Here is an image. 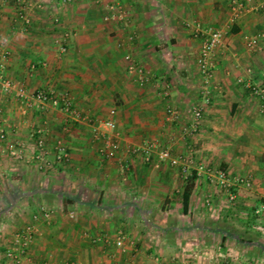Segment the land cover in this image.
Returning <instances> with one entry per match:
<instances>
[{"label":"crops","instance_id":"1","mask_svg":"<svg viewBox=\"0 0 264 264\" xmlns=\"http://www.w3.org/2000/svg\"><path fill=\"white\" fill-rule=\"evenodd\" d=\"M20 1L32 6L27 27L17 19ZM230 1L122 0L126 19L104 22L105 0H0V30L10 38L0 76L13 84L0 101V264H15L4 254L25 229L35 235L20 264H264V112L238 83L264 86V42L254 51L246 41L264 29L255 8L264 0H238L246 9L235 19ZM208 29L224 33L214 72L219 90L203 105L198 133L185 136L201 104L197 60ZM126 56L147 81L129 75ZM39 91L68 95L93 119L115 109L120 151L105 159L88 125L53 107L28 108ZM39 129L47 165L8 155L11 144L33 146ZM57 141L67 149L65 165L55 161ZM147 146L149 161L132 152ZM162 150L187 159L196 175L186 213L187 180L181 166L159 159ZM200 165L250 177L252 189L233 188L232 206ZM237 224L261 246L235 241ZM118 231L123 249L114 245Z\"/></svg>","mask_w":264,"mask_h":264},{"label":"built area","instance_id":"2","mask_svg":"<svg viewBox=\"0 0 264 264\" xmlns=\"http://www.w3.org/2000/svg\"><path fill=\"white\" fill-rule=\"evenodd\" d=\"M75 0H61L62 5H67ZM20 7L18 10L17 19L24 26L30 25V19L27 11L32 8L31 5L20 1ZM39 7V6H37ZM104 7L107 10L106 15L103 17L104 22H121L126 19L127 12L123 7L122 0H105ZM264 23V4H260L255 7ZM246 9L245 5L238 0L230 1V16L231 19L238 18ZM22 31H26V28ZM224 33L219 29H208L204 33V40L202 42L199 57L197 60L199 76L202 82V92L200 95L201 104L196 105L191 110L192 121L188 128L184 129L185 136H194L198 133L200 123L203 117V105L207 106L213 99L214 95L218 93V85L215 82V67H216V56L218 51L223 47ZM10 41L9 36L4 35L0 30V72L4 71L6 62L9 57L8 51L5 47ZM247 46L250 50L260 49L259 44L264 42V29L263 31L254 37L246 39ZM62 52H65V48H61ZM127 63V72L131 76L137 77L140 82H145L149 79V75L140 67H138L130 56L125 57ZM238 83L244 87L253 97L260 101L261 111L264 112V86L252 85L249 82L238 80ZM13 89V84L8 79H3L0 76V101L1 95L10 93ZM17 96L22 99H27L25 92L19 89ZM35 103V104H34ZM37 109H43L47 106L53 107L59 110L67 121L81 122L88 125L92 131V138L94 142L100 143L99 154L105 159H113L115 155L120 151V133L117 131L115 116L116 110L112 109L109 111L108 116L105 119H93L87 115H81L72 107L71 100L68 95L56 96L52 91H39L32 100L27 102V107ZM174 112L168 110L169 120L174 119ZM64 131H68L67 126L64 127ZM38 135L36 142L33 146L27 147L25 145H14L8 146V155L16 160L29 162H38L40 164H48L47 156L49 150L46 147V142L42 136V130L36 131ZM5 137V132L0 127V140ZM53 153L55 161L58 164H67L69 157L65 145L61 141H57L53 147ZM133 153H141L146 161H149L150 155L153 152L152 146L144 148H134ZM159 159L164 162H168L171 166H181V172L184 181L189 178V161L182 157H172L169 150H162L159 152ZM198 171L206 173L209 182L216 186L223 194L226 195L230 205H236V196L233 194V188H242L246 191L252 189L253 183L250 177H232L228 171L224 169H212L206 170L204 166L200 165ZM206 206L211 205V198L205 201ZM263 209H257L256 215H259ZM40 213L45 219H49L51 213L49 210L41 208ZM35 232L32 229H25L18 231L14 234L12 239V246L5 251V258L12 263L20 264L21 257L26 254L28 245L32 242ZM114 245L117 248L123 249L125 245V235L122 231H118ZM256 264V263H248Z\"/></svg>","mask_w":264,"mask_h":264},{"label":"trees","instance_id":"3","mask_svg":"<svg viewBox=\"0 0 264 264\" xmlns=\"http://www.w3.org/2000/svg\"><path fill=\"white\" fill-rule=\"evenodd\" d=\"M196 178V175H191L188 179H187V187L184 191V194H183V212L186 213L187 212V209H188V204H189V198H190V195H191V190H192V185H193V182ZM233 190V189H232ZM233 192V191H232ZM255 211V210H253ZM253 214L255 216H257L255 214V212H253ZM254 221V220H253ZM254 222H251L249 223V225H253ZM246 228L248 227H245L244 231H237L236 233V236H237V239L235 241H237L239 244H241L243 247H248V246H252L254 248H259V246H261L259 243H258V239L257 238H254L251 233H249ZM226 229V231H229L228 228H224ZM241 233V234H239Z\"/></svg>","mask_w":264,"mask_h":264},{"label":"rangeland","instance_id":"4","mask_svg":"<svg viewBox=\"0 0 264 264\" xmlns=\"http://www.w3.org/2000/svg\"><path fill=\"white\" fill-rule=\"evenodd\" d=\"M235 227H237L239 231H244V228L240 224H237V226L235 225Z\"/></svg>","mask_w":264,"mask_h":264}]
</instances>
